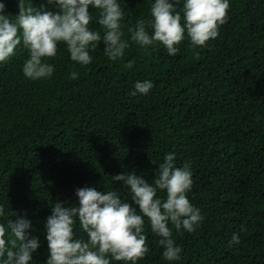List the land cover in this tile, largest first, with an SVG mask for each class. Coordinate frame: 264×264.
Masks as SVG:
<instances>
[{"label":"trees","instance_id":"1","mask_svg":"<svg viewBox=\"0 0 264 264\" xmlns=\"http://www.w3.org/2000/svg\"><path fill=\"white\" fill-rule=\"evenodd\" d=\"M4 2V12H18L17 0ZM31 3L51 7L47 0ZM120 6L127 36L149 5L120 0ZM90 27L99 28L95 19ZM177 47L169 55L159 44L142 49L130 42L113 61L98 41L82 67L59 44L48 58L52 76L35 81L20 70L22 46L0 63V205L9 214L23 211L40 240L29 264H45L43 222L51 202L74 206L75 188L112 184L131 204L126 186L110 177L135 169L151 182L169 151L177 164L190 163L187 196L203 219L192 232L173 229L182 253L171 262L145 219L148 251L135 264H264V0H229L216 38L196 48L185 38ZM128 59L132 68L124 67ZM70 70L76 79L68 78ZM142 79L153 82L148 93L129 95ZM233 232L239 243L229 245Z\"/></svg>","mask_w":264,"mask_h":264},{"label":"clouds","instance_id":"2","mask_svg":"<svg viewBox=\"0 0 264 264\" xmlns=\"http://www.w3.org/2000/svg\"><path fill=\"white\" fill-rule=\"evenodd\" d=\"M148 16L137 18L122 27L123 10L120 0H47L38 8L31 0H17L18 12H4L0 0V63L15 55L17 46L26 51L20 70L30 80L50 78L57 55L63 45L68 59L80 66L88 65L97 42L110 60H118L130 42L142 49L161 45L169 55L176 54L177 45L187 38L189 47H204L206 41L218 35V26L226 19L229 0H147ZM98 13L95 17L89 9ZM95 19L99 28L90 27ZM133 59L124 62L132 68ZM75 70L68 78L76 79ZM151 79L135 80L129 95H146ZM176 153L165 152L154 168L151 182L145 181L135 169L117 172L110 181H120L127 188L124 194L109 187L97 190L91 185L74 189L77 203L64 206L62 201L51 202L50 214L45 218L44 239L47 246L45 264H135L148 251L145 243V219L158 239L165 261L181 258L182 247L172 237V231L192 232L203 219L200 209L188 199L192 188L190 163L177 164ZM161 192L162 195H157ZM10 216H14L12 219ZM74 225H78L74 231ZM30 220L21 211L6 213L0 205V264H29L40 240L28 231ZM243 230V229H241ZM82 232L83 235H79ZM238 244L233 232L227 241Z\"/></svg>","mask_w":264,"mask_h":264}]
</instances>
